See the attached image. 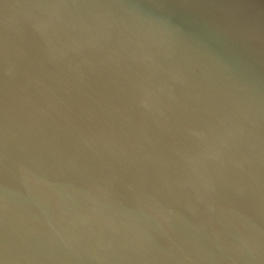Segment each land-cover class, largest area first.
Returning a JSON list of instances; mask_svg holds the SVG:
<instances>
[{
	"label": "water",
	"instance_id": "95a60500",
	"mask_svg": "<svg viewBox=\"0 0 264 264\" xmlns=\"http://www.w3.org/2000/svg\"><path fill=\"white\" fill-rule=\"evenodd\" d=\"M0 264H264V0H0Z\"/></svg>",
	"mask_w": 264,
	"mask_h": 264
}]
</instances>
